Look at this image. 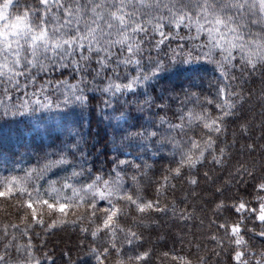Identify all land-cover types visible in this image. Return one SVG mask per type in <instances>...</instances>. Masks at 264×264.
<instances>
[{
	"label": "trees",
	"instance_id": "obj_1",
	"mask_svg": "<svg viewBox=\"0 0 264 264\" xmlns=\"http://www.w3.org/2000/svg\"><path fill=\"white\" fill-rule=\"evenodd\" d=\"M25 2L18 0L22 11ZM163 31L165 38L159 48V34L150 30L147 36L137 37L141 48L133 59H140L141 75L150 68V61L171 57L181 48L184 57L192 51L195 61L197 45L207 40L206 34L196 38L195 27H165ZM128 55L125 48L121 59ZM213 56L221 59L219 49L213 50ZM205 67L207 71L199 74L191 89L199 99L193 97L192 102L180 88L158 100L161 84L147 81L115 96L89 92L83 118L71 128L59 127L58 120L47 118L48 113L39 129L27 121L12 126L10 132L6 127L0 133V184L9 175L22 177L36 165L38 157L56 153L70 139L79 145L78 163L94 174L119 179V184L88 190L75 185V192L62 188L53 191L48 184L37 192L32 185L38 186V180H19L5 187L0 193V264H137L136 256L142 252L148 255L139 264H264V75L259 69L242 75L237 65V79L231 74L225 78L213 71V65ZM90 71L95 75L94 67L90 66ZM106 71L109 76L118 75L124 83L137 75L134 64H122L115 73L109 65ZM75 72L72 64L46 72L33 69L37 87L47 80L71 79ZM19 79L22 99L25 81L23 76ZM171 79L184 88L191 87L182 73ZM106 82L102 71L99 86ZM225 86L227 92L221 99L218 89ZM5 87L12 89L6 79H0V102L9 104L11 96V103H17L18 93L11 90L6 94ZM233 89L243 99L235 110L227 107L234 99ZM28 91H32L30 84ZM105 100L109 101L107 106ZM136 101H140L142 112L137 111ZM217 103L225 106L228 115L217 108ZM184 105L196 113L205 111L211 118L221 117L223 130L214 136V149L204 143L207 136L202 130H197L194 137L200 138V144L191 150V160L185 155L189 148L173 150L166 140L161 147L147 141L142 146L139 139L125 138L130 125H136V131L150 132L159 126L160 117L178 123ZM129 109L133 119L113 118ZM189 127L186 120L185 131L192 137ZM160 134H168L167 124ZM171 135L176 136V132ZM201 149L204 155L197 159ZM129 152L141 155L134 157ZM177 167L181 169L178 176L173 172ZM63 175L66 173L52 179ZM100 196L105 197L104 204ZM58 198V206L68 205L60 213L43 204L44 200L57 202ZM28 200L34 204L31 209L25 206ZM93 203L97 207H92ZM137 204L144 205L143 212L137 210ZM101 207L109 208L112 215ZM112 216L117 218L113 220ZM53 224V228L48 227Z\"/></svg>",
	"mask_w": 264,
	"mask_h": 264
},
{
	"label": "snow or ice",
	"instance_id": "obj_2",
	"mask_svg": "<svg viewBox=\"0 0 264 264\" xmlns=\"http://www.w3.org/2000/svg\"><path fill=\"white\" fill-rule=\"evenodd\" d=\"M23 9L22 11L18 0H0V79H6L12 85V89L5 87L6 94L11 90L18 93L17 103H11V96L8 97L9 104L0 102V133L6 127L10 132L13 130L12 126L24 124L26 121L39 129L45 113L49 114L48 119L58 120L61 128L74 127L83 118L90 100L89 92L100 91L105 95L112 93L115 96L124 91L131 92L137 85L147 81L161 84V95L156 97L158 100L165 99L164 93H174L177 88L189 98V102H192L193 97L198 100V94L191 89L199 74L207 71L206 64L213 65V71L225 78L231 74L233 79H237V65L240 66L242 75L254 74L258 69L264 75V0H26ZM165 27H184L189 30L195 27L196 38L206 34L207 40L197 45L195 61L192 59V51L184 57L181 48L179 52L174 50L171 57L150 61V68L145 69L141 75V61L138 58L133 59L141 48L136 39L141 34L147 36L151 30L161 37L156 45L159 48L164 42ZM125 48L129 55L121 59ZM214 49H219L220 60L214 58ZM69 64L76 68L71 79L47 80L37 87L38 77L33 74V69L39 68L46 72L49 69L67 67ZM122 64L136 66L137 75L127 83L121 81L118 75L109 76L106 71L112 65L115 73ZM178 64L187 67L180 69ZM90 66L95 68V75H92ZM173 69L176 71L173 72ZM102 71L107 82L101 88L98 78ZM180 73L184 75L190 88L173 82L171 77ZM21 76L25 81L22 99L19 79ZM29 84L32 87L31 92L28 91ZM226 92V86L218 89L221 99ZM231 95L234 99L227 107L235 110L238 103H243V99L235 89ZM108 103L105 100L106 106ZM135 103L137 111L142 112L140 101ZM144 103L151 104L152 101L145 100ZM216 106L225 116L228 115L224 105L217 103ZM125 116L127 119L134 118L131 109L128 113L121 110L120 115L113 118L119 120ZM177 119L179 122L174 123L160 117L159 126H154L150 132L136 131V125H130L125 130V138L139 139L142 146L143 141H147L149 145L159 144L161 147L165 146L166 140L167 146L173 150L189 148L185 155L191 160V150L199 148L200 144V138L194 137L197 130H202L207 136L204 143L214 149V136L218 137L223 130L221 117L211 118L205 111L196 113L184 105ZM186 120L191 126L188 130L193 133L192 137H188V132L185 131ZM165 124L168 125V134L161 136L160 129ZM171 132H176V136H172ZM182 136L187 138H178ZM79 151V145L70 139L56 153L38 157L36 165L24 171L22 177L9 175L0 184V193L4 192L5 187L19 180L40 181L38 186L35 183L32 185L37 192L45 184L53 191L62 188L72 189L73 192L76 191L75 185H81L83 190H88L119 184L117 178H105L93 171H87L82 163L77 162L76 153ZM220 151L223 153V149ZM203 155L204 150L201 149L197 159ZM120 163L124 164V161ZM9 171L12 169L9 168ZM61 172L66 175L52 179ZM173 172L180 175V167L173 169ZM116 176H119V172ZM191 182L196 183L195 180ZM99 199L100 203H105V197L100 196ZM58 203L59 198L57 202L43 201L51 211L60 213ZM108 203L111 204V201ZM25 206L31 209L34 204L32 200H28ZM136 206L138 211H144L143 204ZM67 207L68 205H64L65 210ZM92 207L97 205L93 203ZM101 208L108 215H112L109 208ZM116 218L117 216H112L113 220ZM48 227L53 228L54 224ZM92 235L95 237L96 232ZM132 235L135 236V233ZM147 255L148 253L142 252L136 256L137 264ZM118 264L122 262L118 261Z\"/></svg>",
	"mask_w": 264,
	"mask_h": 264
},
{
	"label": "rangeland",
	"instance_id": "obj_3",
	"mask_svg": "<svg viewBox=\"0 0 264 264\" xmlns=\"http://www.w3.org/2000/svg\"><path fill=\"white\" fill-rule=\"evenodd\" d=\"M149 152H152L153 151V149H149L148 150ZM129 154H132L134 157H138V156H140L141 154H139V153H132V152H129ZM60 209H61V212L64 210V208L62 207V206H58ZM47 208L50 210V208H49V206H47ZM51 211V210H50ZM54 212V211H53Z\"/></svg>",
	"mask_w": 264,
	"mask_h": 264
}]
</instances>
